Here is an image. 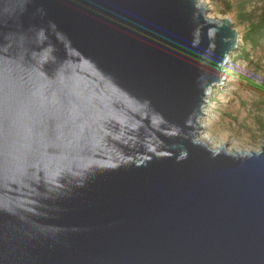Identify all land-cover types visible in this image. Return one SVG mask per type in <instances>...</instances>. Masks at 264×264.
Returning a JSON list of instances; mask_svg holds the SVG:
<instances>
[{"label":"water","instance_id":"water-1","mask_svg":"<svg viewBox=\"0 0 264 264\" xmlns=\"http://www.w3.org/2000/svg\"><path fill=\"white\" fill-rule=\"evenodd\" d=\"M199 0H0V264H264V140L198 139L237 47Z\"/></svg>","mask_w":264,"mask_h":264},{"label":"rangeland","instance_id":"rangeland-1","mask_svg":"<svg viewBox=\"0 0 264 264\" xmlns=\"http://www.w3.org/2000/svg\"><path fill=\"white\" fill-rule=\"evenodd\" d=\"M207 14L228 18L237 32V47L223 67L221 81L207 91L201 130L213 145L230 150H257L264 140V96L250 85L264 86V37L253 46L245 40L250 22H257L263 6L257 1L203 0ZM244 15V16H243Z\"/></svg>","mask_w":264,"mask_h":264},{"label":"trees","instance_id":"trees-1","mask_svg":"<svg viewBox=\"0 0 264 264\" xmlns=\"http://www.w3.org/2000/svg\"><path fill=\"white\" fill-rule=\"evenodd\" d=\"M244 1L245 2H252L254 0H244ZM255 1L262 4L263 11L259 15L257 22H255V23L250 22L249 23L248 30L244 36L245 40L253 46L257 45L259 40L264 37V0H255ZM249 87L252 90L258 92L261 96H264V86H262V85H260V86L250 85ZM260 125H261L262 129L264 130V123L260 122Z\"/></svg>","mask_w":264,"mask_h":264},{"label":"bare ground","instance_id":"bare-ground-1","mask_svg":"<svg viewBox=\"0 0 264 264\" xmlns=\"http://www.w3.org/2000/svg\"><path fill=\"white\" fill-rule=\"evenodd\" d=\"M199 2L200 3H203L205 6H206V2L205 1H203V0H199ZM207 7V6H206ZM227 62V61H226ZM226 64V63H225ZM224 67V66H223ZM224 70V69H223ZM224 72V71H223ZM218 84V83H217ZM209 90V89H208ZM207 90V91H208ZM206 98H207V93H206ZM205 98V99H206ZM206 102V101H205ZM204 107H205V105H204ZM204 107H203V110H204ZM204 113V112H203ZM203 115V114H202ZM201 118V117H200ZM199 125H200V127H201V130L205 127V124H203L202 123V121L199 119ZM199 131V133H198V139H200L201 141H203V142H205V143H207L209 146H211V147H214V146H217V145H213L212 144V141H211V136L208 134V133H206V132H204V131Z\"/></svg>","mask_w":264,"mask_h":264}]
</instances>
